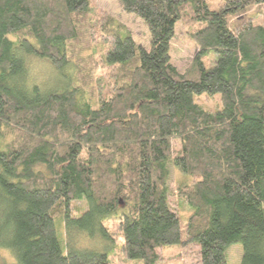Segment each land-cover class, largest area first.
<instances>
[{
  "label": "trees",
  "instance_id": "16d2710c",
  "mask_svg": "<svg viewBox=\"0 0 264 264\" xmlns=\"http://www.w3.org/2000/svg\"><path fill=\"white\" fill-rule=\"evenodd\" d=\"M119 1L146 23L148 50L89 0H0V249L14 259L2 264H110L75 246L107 230L140 264L173 245L227 264L237 242L241 264H264V0ZM177 22L198 47L183 72ZM34 58L72 77L38 81ZM170 166L189 177L174 190Z\"/></svg>",
  "mask_w": 264,
  "mask_h": 264
},
{
  "label": "rangeland",
  "instance_id": "374dc122",
  "mask_svg": "<svg viewBox=\"0 0 264 264\" xmlns=\"http://www.w3.org/2000/svg\"><path fill=\"white\" fill-rule=\"evenodd\" d=\"M89 8L95 9L98 12L106 13L110 15L115 21L124 25L128 31L131 33L135 43L145 50L149 49V31L146 23L139 16L126 13L122 10L119 0H89ZM211 7H214L216 0H207ZM261 12L255 16V23L262 24L264 26V6L261 7ZM101 49V45L98 46ZM198 52V47L194 41H192L187 33L185 28L181 25L180 22L175 24V33L173 38L169 43V54L171 57V63H173L176 68L183 72L186 67L190 64L191 60L196 56ZM216 59V54L213 50H208L206 54L203 55V61L210 66V61ZM30 69L32 74L36 75L38 81H47L51 76L54 78L61 77L62 80L68 79V76L72 77L73 67L65 69L64 75L59 74L53 68L43 60H37L36 58L32 59L30 62ZM100 72H98L99 74ZM70 79V78H69ZM195 100L202 106L205 110L216 111L219 109V96H205L200 95L195 97ZM177 148V145L175 143ZM170 175L168 180V185L171 189H175V186L178 182H188L189 177L186 175L181 176L173 166H170ZM85 200V199H84ZM83 200V201H84ZM82 202V201H81ZM81 202H71V212L74 217H78L86 209V200L84 203ZM181 219V223L185 224L187 221L188 211H178ZM108 231L109 238H97L88 237L89 239L85 242H76L75 246L78 247V251L84 253L85 255H92L95 253L102 252L106 255L107 260L110 264H140L137 260H129L124 258L120 253V244L122 239L120 236L112 234L110 230ZM63 234V231H62ZM64 240L67 239L66 235ZM72 238V235L69 236ZM197 247L195 245H190L187 247H181L177 245L166 246L161 252V261L157 264H200L198 260V255L196 253ZM242 256V246L240 243H233L227 247L225 250V259L227 264H241ZM14 261L11 253L7 250L0 249V264L3 262Z\"/></svg>",
  "mask_w": 264,
  "mask_h": 264
}]
</instances>
